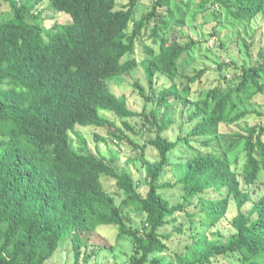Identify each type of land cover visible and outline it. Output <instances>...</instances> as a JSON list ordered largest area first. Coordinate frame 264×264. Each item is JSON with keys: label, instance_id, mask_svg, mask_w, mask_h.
Returning a JSON list of instances; mask_svg holds the SVG:
<instances>
[{"label": "trees", "instance_id": "obj_1", "mask_svg": "<svg viewBox=\"0 0 264 264\" xmlns=\"http://www.w3.org/2000/svg\"><path fill=\"white\" fill-rule=\"evenodd\" d=\"M4 1L9 10L0 12V264H46L64 236L71 238L79 264L90 246L84 233L109 224L132 241L126 264H164L161 254L175 234L190 239L174 251L176 264H211L218 256L232 257L234 264H264V196L242 210L251 200L248 187L264 183V125L245 122L242 131H220L221 124L244 121L250 111L240 104L264 95V48L253 59L255 47L239 38L257 16L264 21V0H152L138 18L140 0ZM197 6L217 21H233L250 64L213 61L210 85L203 67L185 77L179 90L178 60L198 42L189 38L182 44L178 32L196 19ZM46 11L68 20L47 25ZM138 40L140 59L134 56ZM139 65L152 93L136 80L133 87L153 107L144 105L138 113L107 80L125 78ZM160 76L170 83L156 93L153 84ZM180 101L192 106L191 128L170 140L164 132L174 123L172 103ZM103 110L128 131L135 133L127 119L136 116L154 131L142 145L129 140L140 150L144 195L130 171L112 163L116 157L106 161L82 136L72 143L70 133L78 125L110 129L116 142L127 137ZM146 145L155 148L156 160L146 158ZM175 151L178 176L162 181ZM103 174L124 192L119 203L104 188ZM175 187L180 199L174 202L165 193ZM230 199L238 209L231 220L234 232L210 237L206 231L225 216ZM125 210L144 214L140 227L128 224ZM180 213L188 218L187 227ZM167 227L170 231H163ZM87 261L88 254L82 264Z\"/></svg>", "mask_w": 264, "mask_h": 264}, {"label": "rangeland", "instance_id": "obj_2", "mask_svg": "<svg viewBox=\"0 0 264 264\" xmlns=\"http://www.w3.org/2000/svg\"><path fill=\"white\" fill-rule=\"evenodd\" d=\"M152 0H140L136 8L135 18H138L142 13L149 9V3ZM183 1V0H181ZM125 0H123L124 3ZM192 9V8H191ZM196 9V19L191 20V24L185 25L183 28L179 29L178 40L183 44L189 38L197 40V44L193 47L191 51H186L179 58L180 73L179 78L175 81L177 83L178 89L180 90L185 83V77L193 75L198 69L206 67L207 71L203 76V79L207 78V85L212 83L213 73L211 72V67L213 61L224 60L226 62L232 63L236 62L238 65L245 63L250 64V57L246 52V46L236 41L237 30L239 28H233V21H217L216 17L205 9L193 7ZM204 9V8H203ZM9 10V5L6 1L0 0V12H6ZM190 14V13H189ZM46 24L51 25L55 21H67L68 16L62 13H54L51 11H46ZM191 16V15H189ZM229 23V26L226 24ZM213 27L218 31V34L211 35ZM239 38H244L246 43H251L254 48L252 54L253 59L258 54V51L264 48V21L259 15L245 28H241ZM223 42L224 46L220 47V43ZM147 45H150V39L145 40ZM142 43L138 40L135 47L134 56L137 59L142 58L144 52L142 51ZM126 55L123 59H126ZM229 70L231 72L228 78H231L232 67ZM118 77H112L107 80L109 88L117 95H123L126 98L127 106L136 111L141 112L145 107L147 110L153 107L151 102L146 103L142 96L139 95L137 89L133 87V82L138 81L144 88L145 93L150 95L152 93L151 89L148 87V83L144 74L143 66L139 65L131 73L125 76V78L117 80ZM181 81V82H179ZM209 82V83H208ZM170 83L167 78L159 77L153 86L155 87V92L158 93L163 85ZM198 85H194V89ZM171 100V99H170ZM243 105L248 111V115L244 118L239 125H227L221 124V133H228L231 131H242L241 128L244 123H262L264 125V95L257 94L253 97L252 102L240 104ZM192 109L190 104L183 105L182 102L172 103V110L174 112V123L173 125L164 132L170 140H175L176 137L181 133L184 134L191 128V123L188 120L189 111ZM238 110V109H237ZM251 110H254L252 112ZM257 111V112H256ZM256 112V113H255ZM101 114L107 116L113 120L116 126L121 127L127 137H122V140L116 142V139L112 137L110 129L107 128H96L95 126H76L75 131L71 132L72 143L74 146L78 144V138L80 136L84 137L87 141L89 148L96 153L98 156H103L106 161L114 158L112 163L118 170L126 168L132 174L133 180L137 183L138 190L141 194H145L148 187L144 182L145 170L142 162L139 160V149L135 148L129 140L134 141L138 145H142L149 137L153 134V130L144 129L142 126L144 118L142 116H136L127 119V121L134 127L135 133L126 130L121 123V119L115 116L112 112L103 110ZM112 130V129H111ZM96 135L103 137V139L96 138ZM145 156L147 159L153 161L157 158V151L151 145L145 146ZM179 151H175L171 155L170 165L165 168L162 176V181H173L178 173L175 170V162L178 160ZM111 161V160H110ZM101 181L104 188L115 198V203H119L123 197L124 192L120 190L115 183V180L109 176L102 175ZM249 188V193L251 195V200L248 201L242 210H248L253 201L258 200L260 197L264 196V183H256ZM178 188L169 189L165 194L172 201H178L180 196L177 191ZM189 211H193V206L187 208ZM237 206L233 199H230L228 210L225 216L220 219L214 226L210 227L206 232L212 237L214 234H219L222 237L228 236L234 232V228L231 225V220L237 213ZM124 213L128 216V224L135 228L140 227L144 214L141 212L127 211ZM180 221L185 223V227L188 224V218L183 216L182 213L178 214ZM171 227L164 228L163 231H170ZM90 235V238H89ZM176 235V234H175ZM168 241L169 248L164 253L162 257L164 264H176L174 251H179L182 249L185 243H189V236L186 234L183 237H175ZM85 241L90 245L82 250L80 255L79 264H82L83 256L88 254V261L86 264H126L128 257L131 254L132 241L127 236L119 237L117 236V230L113 225H100L97 227V232H85ZM88 237V238H87ZM86 251V252H84ZM75 264L74 256L72 251L71 238L69 236H64L60 239V243L52 257L47 261L46 264ZM211 264H234V259L229 256H218L213 259Z\"/></svg>", "mask_w": 264, "mask_h": 264}]
</instances>
